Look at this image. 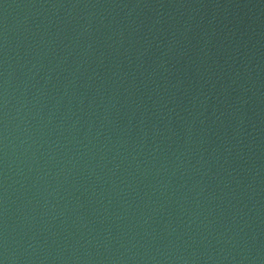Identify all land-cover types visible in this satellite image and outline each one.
I'll return each mask as SVG.
<instances>
[{"label":"water","instance_id":"1","mask_svg":"<svg viewBox=\"0 0 264 264\" xmlns=\"http://www.w3.org/2000/svg\"><path fill=\"white\" fill-rule=\"evenodd\" d=\"M0 264H264V0H0Z\"/></svg>","mask_w":264,"mask_h":264}]
</instances>
